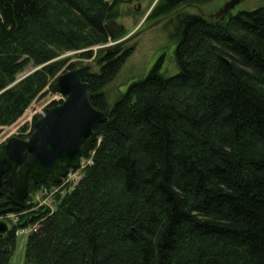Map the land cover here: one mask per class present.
Masks as SVG:
<instances>
[{
  "label": "trees",
  "instance_id": "trees-1",
  "mask_svg": "<svg viewBox=\"0 0 264 264\" xmlns=\"http://www.w3.org/2000/svg\"><path fill=\"white\" fill-rule=\"evenodd\" d=\"M193 1L200 0H160L153 12ZM53 4L79 18L90 43L108 40L107 0H0V50L31 24L75 43L49 21ZM163 28L176 45L173 75L160 73L161 57L110 103L103 89L130 49L106 53L97 72L80 68L92 105L107 119L95 126L91 146L84 140L81 156H92V164L55 211L20 220L18 228L40 223L27 235L24 264H264V4L218 19L179 11ZM31 47L39 57L28 55L42 61L43 48ZM5 56L0 90L23 65ZM57 67H45L44 76L55 77ZM44 76L2 94L1 125L20 114ZM56 184L29 179L28 193ZM12 189L8 171L0 200ZM25 201L7 206L20 212ZM15 237L13 229L0 234V264L8 263Z\"/></svg>",
  "mask_w": 264,
  "mask_h": 264
},
{
  "label": "rangeland",
  "instance_id": "rangeland-1",
  "mask_svg": "<svg viewBox=\"0 0 264 264\" xmlns=\"http://www.w3.org/2000/svg\"><path fill=\"white\" fill-rule=\"evenodd\" d=\"M112 3V0H107ZM160 0H118L113 5V13L110 19L114 20L116 35L113 38L108 36L105 43H90L87 28L77 16L61 5L53 4L49 21L54 23L59 29L64 30L66 36L75 38V43L66 42L64 36L48 35L41 24H31L21 33L18 41L5 44L1 48L6 58L23 62L21 69L9 80L7 85L0 90L2 94L11 88L26 82L30 78L35 84H39L44 76V68L50 65H58L56 76L75 67H89L91 71L97 72L100 68L99 59L106 53L118 49L123 52L130 49L128 56L121 63L116 75L104 87V92L108 102L112 103L119 95L123 94L131 82L143 78L153 67L155 62L162 57L160 73L163 75H173L177 72L174 60L175 43L171 41L163 25L176 12H188L203 14H213L227 0H200L181 4L167 14H156V5ZM264 4V0H243L232 11L240 9H252ZM88 38V39H87ZM33 44L43 48V60L36 63L28 52H32L34 57H39V51L31 47ZM28 55V56H27ZM41 73V78L33 77L36 73ZM55 77H45V81L36 95L30 100L27 106L10 123L0 124V147L12 136L21 134L23 139L29 137L33 118L36 114H43L44 109L52 101H60L64 97L58 93H51L50 87L55 81ZM33 83V84H34ZM24 129V130H23ZM28 135V136H27ZM20 138V137H19ZM92 164V156L80 159V165L76 169H69L67 174L60 179L56 185H43L35 187L28 193L25 199L27 207L20 212L8 211L0 215V220L4 221L8 229H13L15 233V245L7 264H24L27 235L35 231L39 222L18 228L20 220L26 219L31 211L48 210L53 213L58 201L76 185L86 167ZM74 170V171H73ZM59 184V185H58Z\"/></svg>",
  "mask_w": 264,
  "mask_h": 264
},
{
  "label": "water",
  "instance_id": "water-1",
  "mask_svg": "<svg viewBox=\"0 0 264 264\" xmlns=\"http://www.w3.org/2000/svg\"><path fill=\"white\" fill-rule=\"evenodd\" d=\"M242 1L227 0L206 17L221 18ZM104 28L110 38L117 33L113 19H108ZM50 92L64 98L58 104L46 107L43 114L34 116L28 138L12 136L0 147V196L4 174L11 171L13 176V189L5 200H0V215L10 211L11 206H23L29 179L43 183L50 177L58 183L69 169L78 168L84 140L91 146L96 137L95 126L107 119L104 111L92 105V93L88 83L80 77V67L56 76ZM7 231V224L0 220V234Z\"/></svg>",
  "mask_w": 264,
  "mask_h": 264
},
{
  "label": "bare ground",
  "instance_id": "bare-ground-1",
  "mask_svg": "<svg viewBox=\"0 0 264 264\" xmlns=\"http://www.w3.org/2000/svg\"><path fill=\"white\" fill-rule=\"evenodd\" d=\"M203 15V14H202ZM74 171V170H73ZM54 183V182H53ZM59 185V184H58Z\"/></svg>",
  "mask_w": 264,
  "mask_h": 264
}]
</instances>
